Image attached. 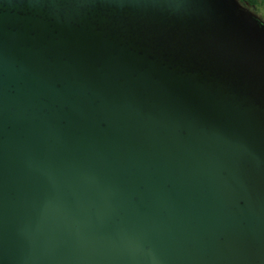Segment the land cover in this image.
Here are the masks:
<instances>
[{"label":"water","instance_id":"1","mask_svg":"<svg viewBox=\"0 0 264 264\" xmlns=\"http://www.w3.org/2000/svg\"><path fill=\"white\" fill-rule=\"evenodd\" d=\"M0 264H264V22L0 0Z\"/></svg>","mask_w":264,"mask_h":264},{"label":"rangeland","instance_id":"2","mask_svg":"<svg viewBox=\"0 0 264 264\" xmlns=\"http://www.w3.org/2000/svg\"><path fill=\"white\" fill-rule=\"evenodd\" d=\"M257 13L264 20V0H258Z\"/></svg>","mask_w":264,"mask_h":264},{"label":"flooded vegetation","instance_id":"3","mask_svg":"<svg viewBox=\"0 0 264 264\" xmlns=\"http://www.w3.org/2000/svg\"><path fill=\"white\" fill-rule=\"evenodd\" d=\"M242 4V3H241ZM246 9L252 11L254 14L258 16V18L264 22V20L258 15L257 13V4L256 5H247V4H242Z\"/></svg>","mask_w":264,"mask_h":264},{"label":"trees","instance_id":"4","mask_svg":"<svg viewBox=\"0 0 264 264\" xmlns=\"http://www.w3.org/2000/svg\"><path fill=\"white\" fill-rule=\"evenodd\" d=\"M239 2L247 5H256L258 0H239Z\"/></svg>","mask_w":264,"mask_h":264}]
</instances>
